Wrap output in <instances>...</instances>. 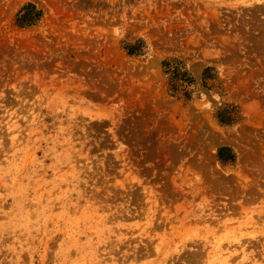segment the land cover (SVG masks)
<instances>
[{
  "label": "rangeland",
  "instance_id": "374dc122",
  "mask_svg": "<svg viewBox=\"0 0 264 264\" xmlns=\"http://www.w3.org/2000/svg\"><path fill=\"white\" fill-rule=\"evenodd\" d=\"M0 264H264V0H0Z\"/></svg>",
  "mask_w": 264,
  "mask_h": 264
},
{
  "label": "trees",
  "instance_id": "16d2710c",
  "mask_svg": "<svg viewBox=\"0 0 264 264\" xmlns=\"http://www.w3.org/2000/svg\"><path fill=\"white\" fill-rule=\"evenodd\" d=\"M42 16V11L31 3L27 2L20 7L15 14L14 23L18 27H31L35 25ZM140 39L134 43H127L124 48L129 55L139 54L142 46ZM165 73L168 74V92L171 95L181 93L185 98L189 97L190 92L185 86L194 83L193 77L185 69V65L181 60L176 58L166 59L161 62ZM212 76L211 68H205L202 72L204 81ZM215 119L221 125H232L241 119V112L237 105L233 103H222L214 113ZM217 157L222 162L232 161L233 153L227 147H219L217 149Z\"/></svg>",
  "mask_w": 264,
  "mask_h": 264
}]
</instances>
